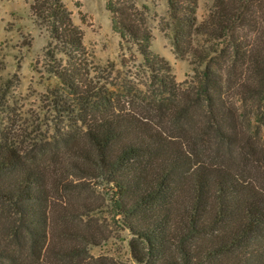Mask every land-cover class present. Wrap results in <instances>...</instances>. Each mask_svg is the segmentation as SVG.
<instances>
[{
    "label": "trees",
    "instance_id": "obj_1",
    "mask_svg": "<svg viewBox=\"0 0 264 264\" xmlns=\"http://www.w3.org/2000/svg\"><path fill=\"white\" fill-rule=\"evenodd\" d=\"M26 1L62 55L57 60L50 55V73L59 82L50 92L51 107L60 122L77 128L71 140L79 139L89 149L79 157L87 168L78 169L106 192L112 216L131 237L132 261L264 264V190L232 166L230 146L243 152L250 142L235 135V109L224 98L229 79L256 99L264 120V0H213L199 24L196 0H167L177 55H189L191 65L202 67L198 85L186 89L175 83L169 63L150 50L147 8L140 11L126 0L105 1L120 45L137 48L163 99L150 119L91 77L82 32L62 0ZM197 36L221 48L200 51L193 46ZM210 134L228 154H205L203 137ZM241 159L246 161V154ZM51 175L0 143V264H21L19 251L26 246L31 264H46L52 198L55 193L64 197L62 177ZM68 227L67 232L60 228V236L77 243L73 250L109 238L94 226ZM3 232L10 235L8 243ZM92 264L120 263L96 258Z\"/></svg>",
    "mask_w": 264,
    "mask_h": 264
},
{
    "label": "rangeland",
    "instance_id": "obj_2",
    "mask_svg": "<svg viewBox=\"0 0 264 264\" xmlns=\"http://www.w3.org/2000/svg\"><path fill=\"white\" fill-rule=\"evenodd\" d=\"M105 1L62 0L72 23L82 32L91 77L98 86L117 95L127 108L141 111L150 119L163 99L151 83L150 72L137 48L120 45L118 35L111 29ZM126 1L140 11L142 7L147 8L150 50L169 63L175 83L180 89L195 88L200 82L202 67L191 65L194 61L189 55L183 58L177 55L167 15V0ZM212 3L213 0H196L198 24L206 19ZM29 4L26 0H0V143L20 152L27 161L46 169L50 175L54 173L63 179L60 189H63L64 197L55 193L52 198L51 226L43 249L45 262L92 264L93 259L107 258L120 264H135L128 247L131 237L112 216L106 192L96 180L78 169L87 168L79 157L89 153V149L79 139L71 140L73 135H78L77 128L70 129L60 122L51 107L50 92L58 88L59 82L50 73L54 66L50 55L56 60L62 55L53 49L46 29L31 16ZM193 41V46L200 51L221 48L216 41L206 37L197 36ZM213 62L219 63L217 58ZM225 86V101L235 109V135L250 142L244 146L247 151L243 149V152L230 146L232 166L236 173L264 190V120L260 105L254 97H248L232 86L229 79ZM62 98L67 99L64 95ZM186 128L192 130V126ZM203 140L208 156L228 154L213 135L204 136ZM245 154L246 161L241 159ZM67 217L68 221L64 219ZM62 219L67 222L63 223ZM70 224L72 229L86 225L101 228L109 238L97 246L84 249L81 245L80 249L73 250L72 246L77 243L60 236V228L67 232ZM0 229L3 230L2 225ZM9 237L3 232L5 243L9 242ZM19 260L21 264L33 262L27 246L23 253L19 251Z\"/></svg>",
    "mask_w": 264,
    "mask_h": 264
}]
</instances>
